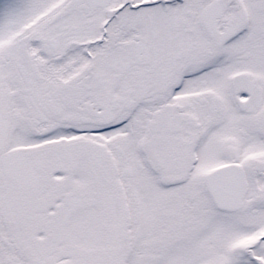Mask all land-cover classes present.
Listing matches in <instances>:
<instances>
[{
    "label": "snow or ice",
    "instance_id": "snow-or-ice-1",
    "mask_svg": "<svg viewBox=\"0 0 264 264\" xmlns=\"http://www.w3.org/2000/svg\"><path fill=\"white\" fill-rule=\"evenodd\" d=\"M0 264H264V0H0Z\"/></svg>",
    "mask_w": 264,
    "mask_h": 264
}]
</instances>
